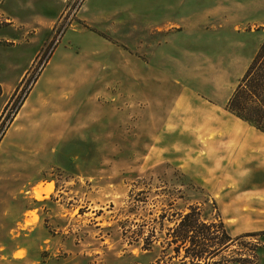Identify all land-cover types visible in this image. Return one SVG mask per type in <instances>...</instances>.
Returning <instances> with one entry per match:
<instances>
[{"label": "rangeland", "instance_id": "obj_1", "mask_svg": "<svg viewBox=\"0 0 264 264\" xmlns=\"http://www.w3.org/2000/svg\"><path fill=\"white\" fill-rule=\"evenodd\" d=\"M208 2L170 50L179 34L108 31L142 0H0V264H193L176 249L191 208L190 253L200 223L264 219V159L224 109L264 0ZM250 233L200 264H264Z\"/></svg>", "mask_w": 264, "mask_h": 264}, {"label": "crops", "instance_id": "obj_2", "mask_svg": "<svg viewBox=\"0 0 264 264\" xmlns=\"http://www.w3.org/2000/svg\"><path fill=\"white\" fill-rule=\"evenodd\" d=\"M208 1L209 0H159L158 11L155 13L154 9H146V0H142L141 14L126 16L125 21L116 18L117 20H120L121 24H117V28H112L108 31L121 33L129 31L130 27L132 33L140 31L143 33L157 32L179 34V38L167 47L170 48V50L189 48L191 47L189 45V42L191 41L190 38L184 36L183 39H180V36L181 34L196 33L198 31L199 23L206 22V20L210 18L207 10L212 6L209 5ZM217 3L223 6L225 2H223V0H216L215 4ZM174 53L175 51H170V54ZM142 78H145L144 74H142ZM176 108L177 106L172 104L169 111L177 112ZM124 112L126 111L124 110ZM246 127L249 129H245L244 132H242L244 137L240 136L236 139L241 142L253 140L252 144L250 143V146L252 145L251 147L254 148L255 152H258L264 159V134L255 130L248 124H246ZM241 142H238V144ZM247 142L246 145L249 144V141ZM234 208L237 209V207ZM260 214L261 216H264V212H261ZM222 221L225 225L226 232L232 238L250 232H264V219L257 222H235L233 221V218L226 216L223 217ZM28 256L29 252L24 257H20L19 260L22 261Z\"/></svg>", "mask_w": 264, "mask_h": 264}, {"label": "trees", "instance_id": "obj_3", "mask_svg": "<svg viewBox=\"0 0 264 264\" xmlns=\"http://www.w3.org/2000/svg\"><path fill=\"white\" fill-rule=\"evenodd\" d=\"M11 104L12 100L7 103L5 110ZM224 109L237 119L264 134V39L228 96ZM197 213L196 208H191L189 212L181 216L178 222V229L185 230L184 236L180 238V242L176 246L177 250L180 247L184 248L185 257L190 256L195 260L193 264H200L205 259L213 258L221 249L228 247L233 242V238L228 235L221 222L219 225L200 223L204 228H214V232L212 237L206 239V241L210 242L206 246L208 250L204 249L190 253V247L200 242V234H189L193 233L195 225H197V219H195ZM245 235H252V233ZM186 243L189 245L186 246ZM204 264H207V262H204Z\"/></svg>", "mask_w": 264, "mask_h": 264}]
</instances>
